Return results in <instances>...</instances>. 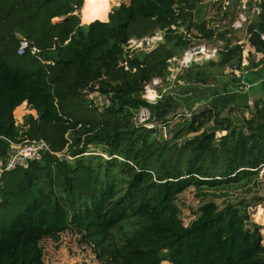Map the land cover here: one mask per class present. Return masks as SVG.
Here are the masks:
<instances>
[{"label": "trees", "instance_id": "trees-1", "mask_svg": "<svg viewBox=\"0 0 264 264\" xmlns=\"http://www.w3.org/2000/svg\"><path fill=\"white\" fill-rule=\"evenodd\" d=\"M203 1L128 0L110 9L109 0H0V166L11 144L43 139L52 152L0 176V264H45L42 241L65 232L79 236L99 264H264L262 226L248 211L261 197L223 207L207 202L187 226L175 205L190 187L217 189L257 177L264 102L239 119L211 104L177 123L169 141L157 128L132 122L138 108L149 106L144 83L164 79L167 60L188 48L180 28L221 46L217 61L193 64L174 85L240 67L245 43L262 55L247 70L264 64V0L240 30L231 28L239 0H221L228 2L226 25L213 28L199 12ZM92 3L102 5L81 25L75 13ZM160 30L164 41L155 50L125 54L129 40ZM17 34L50 64L17 56ZM123 55L127 70L119 66ZM96 85L109 96L105 108L84 97ZM150 109L165 126L175 106L162 95ZM90 147L101 154L85 155Z\"/></svg>", "mask_w": 264, "mask_h": 264}, {"label": "rangeland", "instance_id": "rangeland-1", "mask_svg": "<svg viewBox=\"0 0 264 264\" xmlns=\"http://www.w3.org/2000/svg\"><path fill=\"white\" fill-rule=\"evenodd\" d=\"M109 2L110 9H112L121 3H127L128 0H109ZM101 5V3H92L80 10L81 13H75L79 15V19L81 16L80 23H86L91 15L92 7L95 8ZM200 7L199 12L203 16V21L207 27L213 28L226 25L221 22V0H204ZM245 8L248 12H251L253 1L247 0ZM239 12L240 10L237 9V15ZM61 20L63 18H54L51 22L57 23ZM192 33L196 35L194 30ZM192 39L189 45L191 43H201L209 48L216 46L211 40L204 38L202 40ZM243 39V36H241L239 42L242 43ZM261 57V54L254 53L250 45L245 43L240 67L218 69L205 82L199 84L185 85L183 82H178L176 85H167L164 83L159 87V93L161 97L162 95L165 96L167 102L175 106V111L167 117L168 124L163 126L162 130H157V135L162 138L163 133H165V140L169 141L173 136L172 131L177 123L189 119L192 112L211 107V104L222 109V116L230 113L232 118L239 119L240 115L249 117L251 111H253L254 103L264 102V64L255 69L247 70V67L251 65L250 63H257ZM97 101L104 103L102 97ZM208 126H212V123ZM88 151L85 155L101 154L100 148L90 147ZM256 197H261L262 200L248 211L250 218L262 226L261 233L264 242V165L257 177L251 181L217 189L190 187L177 196L175 205L178 209L179 219L184 226H187L196 217L198 208L207 202H213L219 207H223L228 202L251 201L252 198L255 199ZM259 210L260 217L257 215ZM125 228L129 229L130 227L126 224ZM41 245L45 264H99L90 247L82 244L80 237L73 233L65 232L61 234L57 241L45 239Z\"/></svg>", "mask_w": 264, "mask_h": 264}, {"label": "built area", "instance_id": "built-area-1", "mask_svg": "<svg viewBox=\"0 0 264 264\" xmlns=\"http://www.w3.org/2000/svg\"><path fill=\"white\" fill-rule=\"evenodd\" d=\"M252 1L253 8L251 9V12H248L245 8L247 0H239L237 9L240 10V12L238 13L236 19L231 23V28L233 30L242 29L252 16L260 14V1ZM227 5V1H222V11L225 10ZM224 23L225 22H222V24ZM171 29L176 30L174 26H172ZM179 31L184 35L186 40L190 42L193 40L189 34L185 33L182 28H180ZM164 36L165 30H160L156 31L153 35L146 36L140 40L131 39L124 47V52L126 54L139 49L144 53H150L155 50L159 44L163 43ZM16 38L18 40V47L16 50L17 56L22 57L29 55L38 59L41 63L50 64V62H45L41 59L39 56L41 53L40 50L34 46L25 36L17 34ZM260 38L264 42V35H261ZM220 46L221 43H218L213 48H209L205 44L201 43H191L181 56L168 59L166 62L167 69L165 78H153L150 82L144 83L141 95L143 100L149 106H142L134 112L132 119L133 126L135 128H144L146 130H151L154 128H157V130H162L163 125L161 126L157 123L156 118L150 109V106L156 105L161 99L159 87H161L164 83L167 85H173L175 82H177L178 77L183 73V71L189 69L193 64L202 65L209 61H217ZM119 66L125 68L126 70L128 69L125 61V55H123V60L119 62ZM84 94L85 99L91 106L105 108L109 105V96L101 95V93L98 92V85L94 86L93 91H84ZM100 97L104 99V103H99L97 101ZM165 138L166 134L163 133L162 139L165 140ZM46 154H52V152L50 151L49 145L43 139H32L24 141L20 144H11L8 156L6 158V163L3 167H0V176L4 172L13 171L22 167L24 168L29 164V162H39ZM56 156L68 161L73 160V158H70L63 153L56 154Z\"/></svg>", "mask_w": 264, "mask_h": 264}, {"label": "crops", "instance_id": "crops-1", "mask_svg": "<svg viewBox=\"0 0 264 264\" xmlns=\"http://www.w3.org/2000/svg\"><path fill=\"white\" fill-rule=\"evenodd\" d=\"M79 12H81V11H79ZM80 17H81V16H80ZM80 24H81V25H85V24H84V23H82V22H81ZM247 51H248V50H247ZM253 52H254V51H253ZM254 53H255V52H254ZM261 56H262V55H261Z\"/></svg>", "mask_w": 264, "mask_h": 264}, {"label": "water", "instance_id": "water-1", "mask_svg": "<svg viewBox=\"0 0 264 264\" xmlns=\"http://www.w3.org/2000/svg\"><path fill=\"white\" fill-rule=\"evenodd\" d=\"M224 133V132H223Z\"/></svg>", "mask_w": 264, "mask_h": 264}]
</instances>
